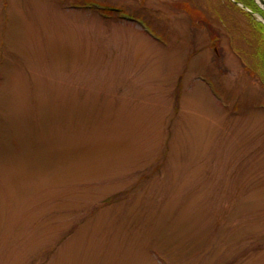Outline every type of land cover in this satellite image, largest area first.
Segmentation results:
<instances>
[{
  "label": "rangeland",
  "instance_id": "374dc122",
  "mask_svg": "<svg viewBox=\"0 0 264 264\" xmlns=\"http://www.w3.org/2000/svg\"><path fill=\"white\" fill-rule=\"evenodd\" d=\"M262 17L0 0V264H264Z\"/></svg>",
  "mask_w": 264,
  "mask_h": 264
},
{
  "label": "water",
  "instance_id": "95a60500",
  "mask_svg": "<svg viewBox=\"0 0 264 264\" xmlns=\"http://www.w3.org/2000/svg\"><path fill=\"white\" fill-rule=\"evenodd\" d=\"M259 5L262 7V9L264 10V0H256Z\"/></svg>",
  "mask_w": 264,
  "mask_h": 264
},
{
  "label": "trees",
  "instance_id": "16d2710c",
  "mask_svg": "<svg viewBox=\"0 0 264 264\" xmlns=\"http://www.w3.org/2000/svg\"><path fill=\"white\" fill-rule=\"evenodd\" d=\"M260 67L263 69L264 71V64L262 62H260Z\"/></svg>",
  "mask_w": 264,
  "mask_h": 264
},
{
  "label": "bare ground",
  "instance_id": "6f19581e",
  "mask_svg": "<svg viewBox=\"0 0 264 264\" xmlns=\"http://www.w3.org/2000/svg\"><path fill=\"white\" fill-rule=\"evenodd\" d=\"M262 19L264 20V18L262 17Z\"/></svg>",
  "mask_w": 264,
  "mask_h": 264
}]
</instances>
